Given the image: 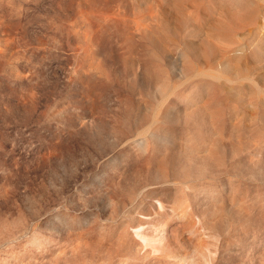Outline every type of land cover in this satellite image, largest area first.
Instances as JSON below:
<instances>
[{"label":"rangeland","instance_id":"374dc122","mask_svg":"<svg viewBox=\"0 0 264 264\" xmlns=\"http://www.w3.org/2000/svg\"><path fill=\"white\" fill-rule=\"evenodd\" d=\"M0 264H264V0H0Z\"/></svg>","mask_w":264,"mask_h":264},{"label":"bare ground","instance_id":"6f19581e","mask_svg":"<svg viewBox=\"0 0 264 264\" xmlns=\"http://www.w3.org/2000/svg\"><path fill=\"white\" fill-rule=\"evenodd\" d=\"M149 40L151 41V42H153L154 41V39L153 38H149ZM164 130V127L163 126H159L158 128H157V133H159V134H161V132Z\"/></svg>","mask_w":264,"mask_h":264}]
</instances>
